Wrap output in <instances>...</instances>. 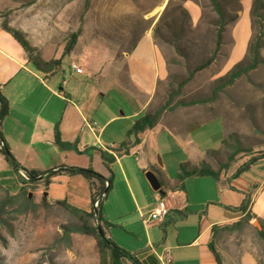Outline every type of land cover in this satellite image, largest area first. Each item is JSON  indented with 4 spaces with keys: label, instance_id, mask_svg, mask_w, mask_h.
<instances>
[{
    "label": "rangeland",
    "instance_id": "1",
    "mask_svg": "<svg viewBox=\"0 0 264 264\" xmlns=\"http://www.w3.org/2000/svg\"><path fill=\"white\" fill-rule=\"evenodd\" d=\"M243 1L245 0H221L227 20L237 14L239 7L243 8ZM177 5L184 7L189 13V19H184L181 14L173 11ZM249 5V16L244 13L241 18L239 16L235 22L227 25L223 34V44L215 61L190 80H187L189 73L209 59L215 50L218 28L214 23L217 15L209 0H0V19L1 23L6 22L10 28L24 34L35 49L33 53L35 58L44 61L61 60V69L57 70L56 74L61 77L63 73L70 74L71 63L77 65L79 63L82 70H87L86 72L96 71L98 68V71L109 73L112 71L113 61H121L120 78L126 81L128 74L127 66L123 64L124 58L143 34L151 32L167 65V76L158 83L149 104L148 110L151 113L171 97L172 106L180 101L209 100L212 97L217 80L233 68L229 71L226 68V61L233 45L232 28L238 22L241 33L239 37H244L250 24L251 37L253 35L251 10L254 0H249ZM167 7L168 13L164 22L159 24ZM241 10L243 12V9ZM238 14L241 15V11ZM171 17L177 19V25L168 31L164 23L169 22ZM158 25L170 42L162 41L155 36L154 32ZM179 32L180 53L172 42V34ZM75 34L76 43L73 50L67 54L65 49ZM242 60L250 61L247 53ZM35 69L39 70L36 67ZM39 72L47 74L43 70ZM89 76L92 80L93 75ZM185 80L187 81L183 88L177 91L180 83ZM107 81L109 91H106L104 98L99 99V106L102 109L127 115L140 109L142 100L134 99L131 95V92L135 91L134 88L129 87L127 90L125 84ZM164 113L170 124L184 130L190 129L196 144H208L216 149L222 147L224 140L222 120H214L204 126L198 123L217 116L223 119L228 144L223 145L221 151L216 154L217 159L212 157L216 168L219 162L227 161V156L233 151L236 143L242 148L251 149L253 153L264 150V65L260 64L247 75L238 78L234 84L218 92L209 102L190 106L179 105L174 110H167ZM119 123L124 122H117L115 125ZM186 147L191 149L188 144ZM154 155L157 160L165 163V171L174 177L179 165L188 162L187 151L178 147L165 132H161L159 150L154 152ZM244 158L242 153L238 154L236 163L230 166L229 173L233 174L228 181L232 185V190L223 194L225 196L223 201L230 200L228 202H231L232 206H239L242 201L253 197L264 180V159L253 164L245 172H237ZM152 170L160 178L158 172ZM111 179L114 181L112 177ZM192 179L194 178L189 180L191 182L188 188L194 199L196 197L200 199L203 192L207 194L213 192L217 200L220 199L217 179L211 176L204 182H193L196 180ZM54 183L55 188H63L59 182ZM142 183L144 188L151 191L144 174ZM42 186L45 187V184ZM37 188V185H30L26 189L31 200L29 209L20 211L21 208L16 204L8 208L7 214L4 215V223L0 227V264H101L104 257L96 237L71 231L73 228L82 227L83 222L80 218L55 203L43 201L41 194L34 193ZM74 189L82 194L81 204L85 207L84 211L91 212L93 205L89 200L90 188L75 186ZM114 197L115 201L108 205L111 213L117 214L121 206L129 207L131 198L119 184L114 191ZM2 198L3 193L0 194V199ZM235 208L237 207H231L223 213H233ZM210 218L216 217L212 215ZM192 219L196 222L190 224L188 228L184 226L183 230L197 228L199 218ZM202 219L204 221L205 216ZM85 221L88 227H97L93 219L86 218ZM102 224L104 227L107 226L105 231L110 228L106 222ZM255 227H259L257 221L237 226L234 231L225 229L218 234L216 244H221L220 246L229 254L252 253L259 264H264V242L258 236ZM111 233L118 238L120 244L126 248L130 246L124 239L127 236L117 229L113 228ZM208 250L210 251L209 248ZM212 252L214 264H217Z\"/></svg>",
    "mask_w": 264,
    "mask_h": 264
},
{
    "label": "crops",
    "instance_id": "2",
    "mask_svg": "<svg viewBox=\"0 0 264 264\" xmlns=\"http://www.w3.org/2000/svg\"><path fill=\"white\" fill-rule=\"evenodd\" d=\"M242 9L240 18L244 13L249 16V0L243 1ZM237 24L231 31L233 45L226 61L228 71L245 57L251 39L249 22V30L244 37H239L241 33ZM261 55L264 58V49ZM123 64L127 66L126 81L120 78L121 61H113L109 73L98 71V68L92 72L83 69V74L79 75L71 69L70 74L63 73L62 77L56 75L61 68L54 75L40 73L23 47L3 29L0 19V93L9 104V113L1 122L0 131L4 143L20 165V171L44 173L61 166L79 167L92 169L110 180V189L102 203L103 222L110 227L105 232L114 244L130 253L134 259H122L119 264H163L160 259L164 256L171 258V264H214L211 244H214L222 264H259L252 253L229 254L221 244H216L218 234L228 230L244 216L235 209L233 213H223L243 203L232 206L228 202L230 200L223 201V194L232 190L228 181L233 174L229 173L230 168L220 173L218 186L222 200L221 197L217 200L213 192H203L200 199H194L188 188L189 180L194 178L192 180L196 181L193 182H204L209 176L181 179L179 168L174 177L165 171V163L154 155L159 150L161 132H165L178 147L187 151V163L200 167L206 162L217 171L209 152L221 150L223 144L218 149L208 144H196L190 129L184 130L170 124L165 113L153 129L136 137L128 135L136 120L149 112L148 107L157 85L167 76L165 59L151 32L143 34L135 48L124 58ZM89 74L93 75L92 80ZM107 80L125 84L127 90L129 87L134 88L131 95L134 99L142 100L140 109L130 115L102 109L99 99L104 98L106 91H109ZM218 119L222 120L225 140V125L221 117H213L198 124L204 126ZM121 121L124 123L115 125ZM92 123H96L97 127L91 128ZM57 136L68 146H59L56 143ZM187 144L191 146L190 150ZM152 169L160 175V178L157 177L162 185L161 193L151 187V191H148L142 186V175ZM17 173L0 150L1 193L7 191L16 195L21 191L23 184ZM54 182H59L63 188H55ZM43 183L39 179L29 185H37L34 193L46 197L50 204L65 201L85 212L81 204L82 194L74 189L75 186L90 188L84 178L61 172L51 179L49 186L43 187ZM118 184L127 191L131 202L128 208L121 206L119 212L113 214L108 205L117 197H114V191ZM88 192L91 201L92 190ZM160 200L166 203L169 212L162 220H150L149 215ZM247 211L264 220V180L249 199ZM212 215L216 218H210ZM192 218H199L197 228L183 230L184 226L188 228L196 222ZM113 228L127 236L124 239L130 244L128 248L113 236ZM103 263L111 264L108 251L104 254Z\"/></svg>",
    "mask_w": 264,
    "mask_h": 264
},
{
    "label": "trees",
    "instance_id": "3",
    "mask_svg": "<svg viewBox=\"0 0 264 264\" xmlns=\"http://www.w3.org/2000/svg\"><path fill=\"white\" fill-rule=\"evenodd\" d=\"M242 1V0H240ZM214 12L217 15V20L214 23L215 26L218 28L216 33V43H215V50L213 55L207 59L206 61L200 63L198 66H196L190 73L187 80H190L196 73L208 68L216 59V56L218 52L220 51L222 44H223V34L225 32V29L228 24L235 22L239 17V12L241 11L242 7H239V10H237V14L233 15L227 20V14L224 10V7L222 6L221 0H209ZM169 7V6H168ZM168 7L164 11L159 24L164 22L166 13H168ZM174 12H177L178 14H181V16L184 19H189V13L184 9L183 6L177 5ZM251 19H252V26H253V35L249 41L248 49H247V56L250 58L249 62H245L242 60L241 62L237 63L233 66V68L223 77H220L217 80V86L213 90V95L209 99H214L218 92L223 91L227 86H230L234 84V82L240 78L243 75H247L248 72L256 69L260 64L264 65V58L261 55V51L264 49V0H254V6L251 10ZM176 18L171 17V20L169 22H165V26L168 31L173 30L174 27L177 25ZM3 29L9 33L27 52L29 59L31 63L39 70H43L47 74H53L55 73L61 66V60H52V61H44L39 59L38 57H34L33 53L35 49L31 46L29 41L26 39L24 34L20 31L14 30L8 26L6 22L2 23ZM155 36L161 38L162 41L170 42L171 40L161 32V28L158 25L155 29ZM179 33H173V45L177 46L178 52L180 53L178 41H179ZM76 34L71 39L69 45H67L65 52L69 54L76 43ZM138 42V41H137ZM137 44V43H136ZM136 44L134 45L133 49L135 48ZM132 49V50H133ZM131 50V51H132ZM184 82L180 83L178 90H181L183 86L185 85ZM172 94V93H171ZM208 99L205 100H192L190 102H184L180 101L177 104L172 106V97L162 106H160L158 109H156L153 112H147L144 116L136 120L133 127L128 132L129 136H137L140 133H143L146 130L153 129L157 123L159 122L162 114L167 110H174L177 106H190V105H196L201 103L209 102ZM9 113V104L6 98L0 93V126L1 122ZM56 143L61 146H68L67 144L63 143L60 138L57 136ZM0 144H2V147L0 148L1 153L5 157V159L13 166L19 176L21 183L23 184V187L21 191L16 195H11L7 191L3 193V198L0 199V227L4 223V215L7 214L8 208H12V206L18 204L21 208L20 211L23 209H29L31 200L29 199V196L27 194V187L30 186L29 184L36 183L37 180H43L45 186H49L51 179L60 174L61 172L66 173L69 176H80L84 178L90 186V189L92 190L91 193V203L93 205V209L91 212H83L75 207L70 206L65 201H57L55 204L63 207L67 211H70L73 215H76L80 218V220L83 222L82 227L80 228H73L71 229L74 231L82 232L84 234L88 235H94L97 239L98 247L101 251V254H104L106 251H108L109 258L111 261V264H119L120 260L122 259H131L134 260L133 257L125 251L124 249L118 247L116 244H114L106 235V232L104 230V226L102 224L103 218H102V203L106 198V193L110 189L111 181L108 179H105L100 174L96 173L92 169H86V168H79V167H58L55 169L48 170L44 173H34L32 171H24L26 175L28 176V182H26L21 176H20V165L15 161L13 158L9 147L4 143L1 131H0ZM223 145H227V140H223ZM124 146V145H122ZM221 150L211 151L209 154L211 157L216 158V154H218ZM243 154L245 156L244 159H242V164L238 168L237 172H245L251 168V166L260 160L264 159V150L258 151L253 153L251 149H245L242 148L237 143L234 145V149L229 155L227 156L226 162H219L218 163V170L215 171L212 169V167L206 163L203 162L200 167L199 166H192L189 163H183L180 164V178L184 179L186 177L190 176H211L217 181H219L220 173L223 171H226L230 168V166L234 163H236V156L238 154ZM217 159V158H216ZM0 194H2L0 192ZM105 194V197L101 200L99 203V206L97 208H94V202L97 197L102 196ZM43 201H46V197H43ZM249 206V199H246L243 201V203L238 207L235 208L236 211H239L243 213L242 219L229 228V230H234V227L242 226L244 223H250L251 221H257L259 223V227H255L258 233V236L262 239L264 242V220L259 219L254 214L247 211ZM93 219L97 223V227H88L86 225L85 219ZM211 249L213 251L214 257L216 259L217 264H222L219 255L214 249V244H211ZM104 260V258H102ZM102 260L101 264H104ZM136 264V263H135ZM139 264V263H138Z\"/></svg>",
    "mask_w": 264,
    "mask_h": 264
},
{
    "label": "built area",
    "instance_id": "4",
    "mask_svg": "<svg viewBox=\"0 0 264 264\" xmlns=\"http://www.w3.org/2000/svg\"><path fill=\"white\" fill-rule=\"evenodd\" d=\"M71 69L74 70L75 72H77V74H83V70L82 68H80L76 63H71ZM91 128H96L97 124L96 123H92L90 124ZM2 147V144H0V148ZM20 176L26 181L28 182V176L26 175V173L24 171H20ZM105 197V194H103L100 197H97L95 202H94V208H97L99 206V203L101 202V200ZM169 209L166 206V203L162 200L158 201L150 215L149 218L150 220L153 221H157V220H162L164 217H166V215L168 214ZM160 261L163 264H171V258L169 256H164L163 259H160Z\"/></svg>",
    "mask_w": 264,
    "mask_h": 264
},
{
    "label": "water",
    "instance_id": "5",
    "mask_svg": "<svg viewBox=\"0 0 264 264\" xmlns=\"http://www.w3.org/2000/svg\"><path fill=\"white\" fill-rule=\"evenodd\" d=\"M146 180L150 187L155 191V192H162V185L160 180L158 179L157 175L153 171H148L145 175Z\"/></svg>",
    "mask_w": 264,
    "mask_h": 264
}]
</instances>
